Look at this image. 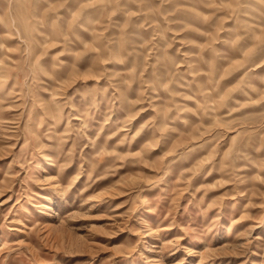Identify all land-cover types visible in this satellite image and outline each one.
<instances>
[{"label": "rangeland", "instance_id": "1", "mask_svg": "<svg viewBox=\"0 0 264 264\" xmlns=\"http://www.w3.org/2000/svg\"><path fill=\"white\" fill-rule=\"evenodd\" d=\"M0 264H264V0H0Z\"/></svg>", "mask_w": 264, "mask_h": 264}, {"label": "bare ground", "instance_id": "2", "mask_svg": "<svg viewBox=\"0 0 264 264\" xmlns=\"http://www.w3.org/2000/svg\"><path fill=\"white\" fill-rule=\"evenodd\" d=\"M209 104V103H208Z\"/></svg>", "mask_w": 264, "mask_h": 264}]
</instances>
